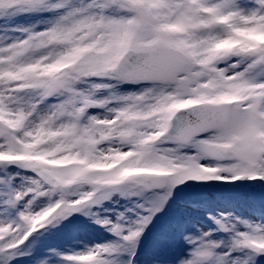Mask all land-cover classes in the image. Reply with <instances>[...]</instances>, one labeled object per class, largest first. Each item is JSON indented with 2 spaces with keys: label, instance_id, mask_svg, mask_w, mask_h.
Returning a JSON list of instances; mask_svg holds the SVG:
<instances>
[{
  "label": "snow or ice",
  "instance_id": "1",
  "mask_svg": "<svg viewBox=\"0 0 264 264\" xmlns=\"http://www.w3.org/2000/svg\"><path fill=\"white\" fill-rule=\"evenodd\" d=\"M0 264H264V0H0Z\"/></svg>",
  "mask_w": 264,
  "mask_h": 264
}]
</instances>
